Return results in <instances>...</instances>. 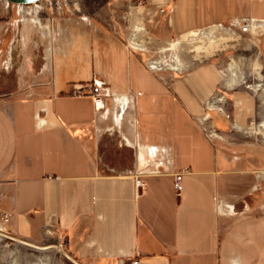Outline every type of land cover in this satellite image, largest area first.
Listing matches in <instances>:
<instances>
[{"label": "crops", "instance_id": "obj_1", "mask_svg": "<svg viewBox=\"0 0 264 264\" xmlns=\"http://www.w3.org/2000/svg\"><path fill=\"white\" fill-rule=\"evenodd\" d=\"M169 3L179 41L227 22H199L204 0ZM250 11L264 24V10ZM259 35L264 49V28ZM52 48L42 93L0 94V220L9 217L8 230L32 243L56 239L89 264H264V157L209 132H248L250 100L233 93L241 78L179 52L181 63L152 71L119 29H89ZM94 77L119 95L108 111L96 108ZM101 145L133 148L132 168L105 173ZM176 172L184 174L179 196Z\"/></svg>", "mask_w": 264, "mask_h": 264}, {"label": "rangeland", "instance_id": "obj_2", "mask_svg": "<svg viewBox=\"0 0 264 264\" xmlns=\"http://www.w3.org/2000/svg\"><path fill=\"white\" fill-rule=\"evenodd\" d=\"M165 1L45 0L35 6H0V30L5 33L0 39L4 41L0 47V94L13 93L25 97L42 93V84H46L51 77L50 70L44 69L51 61L55 43L69 44L74 35L86 33L89 29H119L127 44L142 49L147 67L149 61L172 63L175 60L181 63L178 52L184 62H212L220 65L228 71L229 78L233 76L230 72V66H233L234 78H241L233 93L243 92L250 100L248 105L253 117L248 126L244 123L248 132L224 136L212 133L210 128L209 132L217 140L231 142V147L238 153L255 145L261 157H264V116L260 102V99H264V49L261 48L259 34H245L232 25L239 18H252V5L257 13L259 9L264 10V0H204L210 6L202 15L199 14V22L222 17L227 22L208 25L203 28L206 31H195L183 41H179L181 37H168L171 34L172 9L170 3L163 5ZM136 16L141 18L139 20L144 26V34L138 39L134 37L138 25ZM217 26L229 31L232 29L235 32L231 31L234 34L233 41L227 44L209 42L207 30ZM6 33L9 34L6 36ZM13 34L19 36L14 39L10 37ZM13 41L15 45L11 44ZM175 43L179 44L174 47ZM170 69L164 66L159 72L166 73ZM99 155L100 167L107 174L127 172L135 160V150L127 145H101ZM161 169L164 170V166ZM6 225L5 221L0 220V264H74L65 255L67 252L60 241L55 239L32 243L14 236ZM18 241L27 242L36 248ZM71 258L78 264H89Z\"/></svg>", "mask_w": 264, "mask_h": 264}, {"label": "built area", "instance_id": "obj_3", "mask_svg": "<svg viewBox=\"0 0 264 264\" xmlns=\"http://www.w3.org/2000/svg\"><path fill=\"white\" fill-rule=\"evenodd\" d=\"M44 2V1H42ZM23 6V5H18ZM263 21L253 19V18H240L235 20L232 25L234 27H238L242 33L245 34H259L261 30L264 28V24H262ZM155 61H149L148 62V68L152 71L159 72L162 70L161 66L160 68H157L153 65ZM91 95L94 97V102L96 105V108L103 111H108L106 103L108 100H117L119 99V95L115 92H113L110 87L101 79H97L96 77L93 78L92 86L90 87ZM84 89L80 88L77 90L78 94H82ZM183 172H176L174 174L175 179V190L177 195H181L183 191ZM137 187L142 188L144 187V182L142 180H137ZM9 217L5 216L4 221L8 222ZM120 264H126V262L121 261ZM130 264H139L138 261L132 260L130 261Z\"/></svg>", "mask_w": 264, "mask_h": 264}, {"label": "bare ground", "instance_id": "obj_4", "mask_svg": "<svg viewBox=\"0 0 264 264\" xmlns=\"http://www.w3.org/2000/svg\"><path fill=\"white\" fill-rule=\"evenodd\" d=\"M39 3H35L33 5H28V6H35ZM27 7V6H25ZM137 21V26L135 27V32L137 33V36L140 37V36H143L144 34V26L143 24L140 22L139 19L136 20ZM140 23V24H139ZM208 33L206 34V37L208 38V41L209 42H212V43H216V44H227L228 41H233V32L229 31V30H225L224 28L222 27H214V28H211L209 30H207ZM138 39V38H137ZM179 43H175L173 44L174 47H176ZM161 62H154L153 65L157 66V64H159ZM179 63V61H178ZM162 64V63H161ZM230 72L231 73H235V69L233 66H230ZM262 129L264 130V123L262 124ZM45 250V249H44Z\"/></svg>", "mask_w": 264, "mask_h": 264}, {"label": "water", "instance_id": "obj_5", "mask_svg": "<svg viewBox=\"0 0 264 264\" xmlns=\"http://www.w3.org/2000/svg\"><path fill=\"white\" fill-rule=\"evenodd\" d=\"M2 1H5V2H8V3H11V4H15V5H23V6H28V5H33L35 3H40L42 1H45V0H2ZM22 244H25V245H28V246H32V247H35L27 242H24V241H18ZM36 248V247H35ZM65 255L74 263V264H78L77 262H75V260H73L71 258V256H69L68 254L65 253Z\"/></svg>", "mask_w": 264, "mask_h": 264}, {"label": "trees", "instance_id": "obj_6", "mask_svg": "<svg viewBox=\"0 0 264 264\" xmlns=\"http://www.w3.org/2000/svg\"><path fill=\"white\" fill-rule=\"evenodd\" d=\"M168 37H170V38H177V36H174L172 33Z\"/></svg>", "mask_w": 264, "mask_h": 264}]
</instances>
